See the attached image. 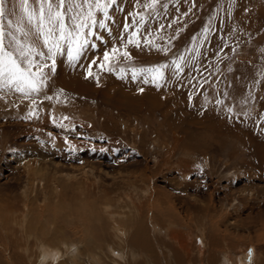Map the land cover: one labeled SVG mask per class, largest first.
I'll return each instance as SVG.
<instances>
[{"label": "rangeland", "instance_id": "374dc122", "mask_svg": "<svg viewBox=\"0 0 264 264\" xmlns=\"http://www.w3.org/2000/svg\"><path fill=\"white\" fill-rule=\"evenodd\" d=\"M99 2L0 84V264H264V0Z\"/></svg>", "mask_w": 264, "mask_h": 264}, {"label": "snow or ice", "instance_id": "6c2138e0", "mask_svg": "<svg viewBox=\"0 0 264 264\" xmlns=\"http://www.w3.org/2000/svg\"><path fill=\"white\" fill-rule=\"evenodd\" d=\"M112 3H115V0H112ZM155 3L156 0H152L147 7L154 8ZM84 4L88 5L86 12L82 11ZM107 7L108 5L101 4L99 0L95 5L90 0H84L83 4L78 0H33L31 5L29 0H20L21 15L15 22L7 19L6 29L4 23L6 16L15 15V13L11 10L6 13L5 0H0V84L5 87H14L19 92L25 91L26 88L37 90L39 77L43 76V68L47 65L39 64L35 60V57L45 56L44 52L37 51L36 42L42 41L43 46L48 49V59H52L60 52L62 42H66L68 56L75 60L88 43L86 39L81 40L84 35L83 30L97 23L92 9H99L107 16ZM69 20L71 26L68 24ZM99 26L105 27L103 21ZM129 43H132L131 39ZM136 46L139 47V44L137 43ZM115 51L116 49H113V52ZM123 55L126 58L129 57L127 52ZM104 58L108 61L109 53L106 52ZM164 67L167 65L139 71L151 73L153 82H156L158 79H163ZM176 68H180L179 63H176ZM136 74L137 70L134 69L133 78ZM147 82L145 80V83Z\"/></svg>", "mask_w": 264, "mask_h": 264}, {"label": "bare ground", "instance_id": "6f19581e", "mask_svg": "<svg viewBox=\"0 0 264 264\" xmlns=\"http://www.w3.org/2000/svg\"><path fill=\"white\" fill-rule=\"evenodd\" d=\"M134 49V48H133ZM241 134V133H240ZM67 181H69V180H67ZM73 182V181H72ZM121 235V234H120ZM39 240V239H38ZM37 241V240H36ZM40 241V240H39ZM38 241V242H39ZM63 241V240H62ZM85 241V240H84ZM51 242V241H50ZM70 242H71V240H70ZM74 242V241H73ZM62 243V242H61ZM39 244H41V242L39 243ZM60 244V243H59ZM66 244H67V242H66ZM88 244V243H87ZM51 245V244H50ZM50 245H47V246H50ZM54 245V244H53ZM64 245V244H63ZM81 245V244H80ZM46 246V245H45ZM55 247V246H54ZM57 247V246H56ZM66 247V246H65ZM45 247H43V249H44ZM42 249V250H43ZM46 249V248H45ZM56 249V248H55ZM64 249H66V248H64ZM70 249H71V246H70ZM78 249V248H77ZM108 249H109V247H108ZM107 249V250H108ZM115 249V248H114ZM41 250V249H40ZM50 250H51V248H50ZM69 250V249H68ZM79 250V249H78ZM120 250V249H119ZM119 250L117 251V252H119ZM56 251V250H55ZM53 252V250H52V252L51 251H49V250H44V254H45V256L44 257H42L43 258V260H44V258H45V260L47 259V258H54V259H56L54 256H57V251L56 252ZM70 251V250H69ZM71 252V251H70ZM69 252V253H70ZM97 252H99V251H97ZM111 252V251H110ZM115 252V251H114ZM41 253V252H40ZM73 253V252H72ZM78 253V252H77ZM82 253V252H81ZM96 253V252H95ZM94 253V254H95ZM116 253V252H115ZM65 254H66V252H65ZM76 254V253H75ZM80 254V253H79ZM112 254V253H111ZM117 254V253H116ZM43 255V254H42ZM59 255H61V254H59ZM77 255V254H76ZM87 255V254H86ZM109 255V254H108ZM119 255V254H118ZM117 255V256H118ZM123 255V254H122ZM252 255V254H251ZM75 256V255H74ZM59 257V256H58ZM66 257H69V256H66ZM88 257H90V255L88 256ZM96 257H97V255H96ZM95 257V258H96ZM100 257V256H99ZM113 258H114V256H112ZM70 258H72V257H70ZM120 258V257H119ZM249 258V257H248ZM89 259V258H88ZM121 259V258H120ZM251 259V258H250ZM53 260V259H52ZM92 260V259H91ZM246 260H247V258H246ZM118 261V260H117ZM46 262L47 261H44V263L46 264ZM51 262V260L49 259V263ZM72 262V261H71ZM76 263H77V261H75ZM79 262V261H78ZM81 262V261H80ZM98 262H99V260H98ZM40 263V262H39ZM54 264H55V262H53ZM52 263V264H53ZM70 263V262H69ZM43 264V263H42ZM51 264V263H50ZM57 264V263H56ZM60 264V263H59ZM93 264V263H92Z\"/></svg>", "mask_w": 264, "mask_h": 264}]
</instances>
